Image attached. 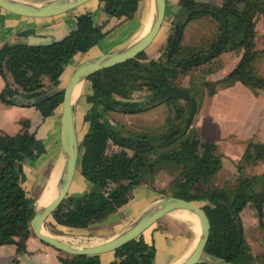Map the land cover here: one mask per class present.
<instances>
[{
    "label": "trees",
    "instance_id": "obj_1",
    "mask_svg": "<svg viewBox=\"0 0 264 264\" xmlns=\"http://www.w3.org/2000/svg\"><path fill=\"white\" fill-rule=\"evenodd\" d=\"M140 0H120V15L132 16ZM186 10L201 6L188 18L209 14L219 22V32L206 47L188 46L182 43L184 24L172 22L164 50L155 58L145 50L135 57L93 72L91 93L86 95L90 103L83 114L88 122L80 147L78 171L88 180V188L79 195L68 193L51 213L57 222L72 227H87L113 213L126 192L153 179L162 166L178 169L169 184L172 195L194 201H203V209L210 220V235L206 252L234 264H264V251L254 256L244 235L240 212L248 203L262 219L264 205V173L252 176L239 174L233 185L217 186L213 177L222 165L217 143L204 139L191 124L185 126L189 110L176 100L161 93L178 85L177 79L193 66H198L217 56L227 48L243 47L236 65L226 76L216 82L197 76L186 87L196 100L202 98L205 89L209 94L216 84L227 86L240 81L251 90L264 91V74L255 61L260 54L256 48L254 17L264 14V0H223L211 4L196 0H179ZM79 20L88 27L79 26L65 36L46 44L23 42L5 43L0 48V74L6 79L0 89V100L18 104L15 95L36 97L33 104L43 116L54 113L60 105L59 92L41 96L43 77L56 85L65 65L78 51H87L95 42L101 26L93 24L87 13ZM179 63V64H178ZM177 64V65H176ZM180 86V85H179ZM184 87V86H183ZM144 89V99H129V93ZM162 102L173 104V119L166 117L167 127L159 133L132 132L123 134L104 115L111 110L139 112ZM22 129L15 133H0V244L14 243L17 251L25 249V241L33 233L29 219L34 212L33 197L27 194L23 182L27 176L24 162L34 161L44 152L41 139L30 131L29 120L21 121ZM116 147L109 150V144ZM264 155V142H248L237 164L254 162ZM165 194L166 189L158 188ZM264 226V222L260 221ZM62 251V250H61ZM58 264H155V247L144 240L142 234L113 250L114 257L102 262L99 254L64 253ZM196 264H209L199 260Z\"/></svg>",
    "mask_w": 264,
    "mask_h": 264
},
{
    "label": "crops",
    "instance_id": "obj_2",
    "mask_svg": "<svg viewBox=\"0 0 264 264\" xmlns=\"http://www.w3.org/2000/svg\"><path fill=\"white\" fill-rule=\"evenodd\" d=\"M22 1L37 3L45 0ZM120 5V0H89L65 12L45 17L20 15L0 7V48L5 43L14 42H24L34 45L44 44L54 39L62 38L77 26L86 29L88 27L87 23L80 21L77 15L81 12L87 13L93 24L101 26L96 37V42L87 51H78L72 56L60 74L58 84L53 85L48 77H43L44 84L40 88L42 93L60 89L66 85L74 69L81 62L105 52L121 49L139 37L141 33V23L138 17L139 6L132 16L127 17L119 14L118 9ZM180 8L179 0H171V2L166 0L165 15L172 12H175L176 15ZM163 26L164 21L156 34H160L157 41H152L145 49L150 57L156 58L160 54L158 53L156 56H153L161 46V43H165L167 39L171 24L166 28ZM242 52L243 48L237 56H234V54L230 56V59L232 58L233 61L220 77L213 79L211 77L206 78L205 76L204 79L216 82L226 76L239 61ZM220 53L211 60H215L220 56ZM226 63L222 62L216 69H209L206 73L210 74L225 69L224 65ZM6 79L12 81L9 73L6 74ZM6 79L0 74V89L4 87ZM83 84L85 94L91 93V81L86 78ZM205 91L207 95L212 97V102L208 103L209 106L205 114L200 116L199 120L193 123V126L199 128L204 139L216 143L220 140L219 138L228 136L233 129L237 130V140L243 141L245 147L239 155L230 158L236 164L242 158L248 142H264V91L262 89L253 91L240 81L227 86L216 84L212 94H209L207 89ZM220 96L224 98V103H226V99L228 103L238 99V102L236 101L237 103L232 104L231 107L224 104V107L227 109L226 115L219 112L218 103H216L218 104L216 107L214 105ZM202 100L203 98L200 99V103ZM200 103H197V109H199ZM85 104L86 106L81 110L82 119L85 110L89 107V105L87 106V102ZM153 108L151 107V109ZM151 109L144 111L148 112ZM60 118V105L57 106L54 113L43 116L33 105L7 104L0 100V133H15L22 129L21 121L29 120L30 131H33L35 136L41 139L44 144L45 149L43 153L34 161L26 160L24 162L27 176L23 182V186L27 194L33 197L32 204L34 208L38 206L36 200L53 176L57 162L60 163L63 156L60 144ZM87 126L88 122H86L82 136L87 130ZM76 129L78 133L77 126ZM224 159L225 157L222 154V165L224 164ZM51 160L52 163L50 162ZM49 162L51 163V167L47 173H44L43 169ZM78 181L79 184H84L81 189H84L89 183L83 175H79ZM162 195V193L146 183L137 185L126 192L113 213L109 214L105 219L95 222V224L104 223L112 225L105 239L112 237L127 227L139 214ZM189 222L191 221L180 219L171 212L143 230L141 234L144 240L152 243L155 247V264H179L187 257L198 238L196 225L192 222V226ZM107 252L106 255L100 256L102 253L99 254L102 262H108L114 257L113 251ZM61 255V250L41 241L34 233H31L26 239L23 251H17L14 243L0 244V264H58ZM216 262L220 261L214 258L210 264H216ZM222 264L234 263L226 261Z\"/></svg>",
    "mask_w": 264,
    "mask_h": 264
},
{
    "label": "rangeland",
    "instance_id": "obj_3",
    "mask_svg": "<svg viewBox=\"0 0 264 264\" xmlns=\"http://www.w3.org/2000/svg\"><path fill=\"white\" fill-rule=\"evenodd\" d=\"M169 1L171 2V0ZM196 1H203V2H208L211 4H222L223 2V0H196ZM150 2L151 0H140L138 17L141 23V27L144 24L148 26L150 15L152 13L151 12L149 14V9L151 5ZM179 5H180V2H179ZM181 9L182 8H180V10ZM84 13L85 12H81L80 14H84ZM80 14L77 15L78 18ZM177 17H178V13L176 15H175V12L166 13L163 27L166 28L168 25L170 24L172 25L173 20H175V18ZM181 17H183V14H181ZM254 29H255L256 48L260 49V54L258 55V58L255 61V65L257 69L260 71V73L264 74V14L258 13L255 15ZM140 32H142V30H140ZM218 32H219V22L215 18H213L211 15L204 14V15L194 16V17L188 18L183 26L182 43L188 46L193 45V46H198V47H206L212 40L216 38ZM159 35L160 34L156 35V38H154L152 41L156 42L157 39L159 38ZM242 48L243 47H240V48L235 47L231 49H226L224 51H221L220 56L217 57L218 59L216 58L215 60H211L212 59L211 58L210 60L204 63H201L198 66L191 67V69L187 71V73L186 72L182 73L178 77L176 81L177 84L180 86L189 87L191 85V83H189V79L192 82H194L198 78L197 77L198 75L200 77L205 78L206 76V78L211 77L213 79L220 77L224 73V71L229 68V66L231 65L233 61L232 58L230 59V56L232 54H234V56H237L239 52L242 50ZM163 50H164V43L162 42L161 46L153 54V56H156L158 53H161ZM146 54L149 57V54L147 52ZM229 60L230 62H228ZM222 62L223 63L227 62L224 65L225 69H221V70H218L210 74L206 73L209 69H216L219 65H221ZM63 88L64 86L61 87L58 91L61 94V96H62ZM205 92H204V96L202 97L203 98L202 102L200 103L199 101V103L201 104L199 109L196 108V112L191 121V126H193V123L195 121L199 120L200 116H203V114H205V111L207 110L209 106L208 103L210 104L212 102V97L207 95V93ZM146 93L147 92L144 89H138V90L131 91L129 93V99H144L146 96ZM73 100H74L73 104H74L75 124L78 128V134L80 137L81 133H83V130L86 127V122L83 121L82 114H81L82 113L81 110L84 109V107L86 106L85 103L87 102L84 88L78 94V96L75 97ZM235 100L238 102V99H235ZM223 101H224V98L220 96L214 105L216 107L219 104L218 105V108L220 109L219 112L221 114L226 115L227 109L224 107V104L229 105L231 107L232 104H236L237 102L232 101L228 103L227 99H226V103H224ZM176 102L179 104H183L184 107L186 108L185 99L179 97L176 100ZM88 105H90V103L87 102V106ZM172 107H173V104L162 102L159 105L154 106L153 109L149 108L151 110H149L148 112H145V111L124 112L122 110H111L107 112L104 115V117L108 119L109 122L113 126H115L117 129H119L123 134H128V133L137 132V131L148 132V133H159L168 126L166 122V117L167 115H169V113H170V117L172 121L173 119L172 118L173 117ZM60 109H61V106H60ZM196 129L199 132V134L202 136V133L199 130V128H196ZM203 133L205 134L204 131ZM237 138H238L237 130L235 131V129H233L232 132L228 136L219 138L220 140L217 142V148L219 152L222 153L225 157L224 164L222 165L221 169L218 172H216L212 180L213 183L217 186L221 187V186H225L226 184L233 185L239 174H244L246 176H252L257 173L258 174L264 173V155H262L259 158H255L254 162H250V163L243 165L242 170H239L238 168L239 164L237 163L235 164L233 159H230L231 157H236V155H239L244 150L245 143H243V141H238ZM115 147L116 146L114 144L112 143L109 144V150H112ZM50 162L52 163V160ZM50 162L43 169L44 173H47L48 170L50 169L51 167ZM177 173H178V169L162 166L161 168L160 167L158 168L156 173H154L153 179L151 180L147 178L145 183L153 187L155 190L158 188H164L167 191L165 192V195H172L168 187H169L170 182L177 175ZM79 175L81 174L77 169L75 171L73 180L70 184L68 193H74L76 195H79L80 192H83L84 190L88 188V184H87L84 187V189H81V187L84 186V184L78 183ZM262 184H264V181H262ZM37 200H39V198H37ZM203 203L204 202L201 201V202H198L197 204L203 205ZM240 216L243 222L245 238L250 243L252 253L256 257L264 251V226L260 225V221L264 222V205H263L262 219L260 220H259V217L256 215V210L251 205V203H248L247 205H245V207L240 213ZM190 221H191L189 222L190 225L193 226V223H192L193 221L191 218H190ZM110 226L112 225H107L104 223H97V224L93 223L83 228L66 226L64 224H61L60 222H57L55 218L52 215H50L47 217L43 228L46 232L59 236L60 238L70 242L74 246H85V245L93 244L95 242L103 241L106 238V234L109 232ZM198 234H199V228H198ZM64 253L65 251L63 252V254ZM106 253L108 252H104L100 254V256L106 255ZM214 258L220 261V262H216V264H222L226 262V260H224L223 258L209 254L206 251L203 252L200 260L205 261L210 264Z\"/></svg>",
    "mask_w": 264,
    "mask_h": 264
},
{
    "label": "water",
    "instance_id": "obj_4",
    "mask_svg": "<svg viewBox=\"0 0 264 264\" xmlns=\"http://www.w3.org/2000/svg\"><path fill=\"white\" fill-rule=\"evenodd\" d=\"M87 1L89 0H45L37 3H30L22 0H0V7L20 15L45 17L65 12ZM153 2L154 12L152 20L145 33L141 32L137 39L121 49L105 52L81 62L76 66L69 77L63 88L62 100L60 103V144L64 161L62 162L61 171L58 176L59 186L57 187L54 196L47 203L35 208L33 207L34 212L29 219V224L32 232L37 238L59 250L73 254H100L107 251H113L127 241L137 237L144 229L164 215L175 210L185 209L198 218L199 234L192 250L179 264H196L200 260L209 239L211 228L210 220L201 205L194 201L174 195L163 194L123 230L112 237L93 244L74 246L59 236L46 232L43 228L47 217L51 215L54 209H56L67 196L75 171L78 169L80 154L82 153L80 143L83 136L79 137L75 125L74 104L72 98L73 91L79 82L83 83L84 79L93 72L135 57L139 52L145 50L160 30L165 19L166 0H153ZM201 8L202 7L198 5L188 10L182 8L174 22L178 23L181 21L182 24H185L189 15L193 11L200 10ZM181 14H183V17H181ZM58 91L59 89L44 92L41 96L49 95ZM161 94L169 97H181L188 101L189 110L185 116V126H189L197 106L196 100L190 94L189 90L183 86L173 85L165 89ZM14 98L19 102L18 104L24 105L33 104L37 100L36 97L25 98L21 95H15Z\"/></svg>",
    "mask_w": 264,
    "mask_h": 264
},
{
    "label": "bare ground",
    "instance_id": "obj_5",
    "mask_svg": "<svg viewBox=\"0 0 264 264\" xmlns=\"http://www.w3.org/2000/svg\"><path fill=\"white\" fill-rule=\"evenodd\" d=\"M28 1V0H27ZM37 2V1H36ZM150 9H149V14L151 13L150 15V19H149V23H148V26L146 24H144L142 27H141V30H142V33H145L148 28H149V24H150V21H151V18L153 16V12H154V2L153 0H151L150 2ZM84 88V85L82 84V82H79L74 91H73V99L75 97L78 96V94L83 90ZM74 101V100H73ZM80 130V129H79ZM81 136H82V133H81ZM80 136V137H81ZM64 161V157L62 156L61 158V161L60 163L57 162L56 166H55V170L53 172V176L51 177V179L47 182V185L45 186L43 192L41 193V195L39 196V200H36V204L39 206V205H43L45 203H47L55 194L56 190H57V187L59 186L58 185V176H59V173L61 171V166H62V162ZM60 164V165H59ZM174 216L180 218V219H184V220H189L190 221V218L192 219L193 223L196 225L195 228H197L196 230V234L198 236V228L197 225H198V218L193 214L191 213L190 211L188 210H185V209H180V210H175L172 212ZM190 217V218H189ZM96 243V242H95Z\"/></svg>",
    "mask_w": 264,
    "mask_h": 264
},
{
    "label": "flooded vegetation",
    "instance_id": "obj_6",
    "mask_svg": "<svg viewBox=\"0 0 264 264\" xmlns=\"http://www.w3.org/2000/svg\"><path fill=\"white\" fill-rule=\"evenodd\" d=\"M179 13V12H178ZM174 21V20H173ZM144 111V110H143ZM140 112V111H139Z\"/></svg>",
    "mask_w": 264,
    "mask_h": 264
}]
</instances>
